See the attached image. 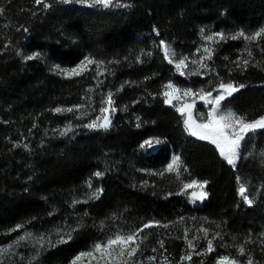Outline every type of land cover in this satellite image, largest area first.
I'll list each match as a JSON object with an SVG mask.
<instances>
[{"label": "trees", "instance_id": "trees-1", "mask_svg": "<svg viewBox=\"0 0 264 264\" xmlns=\"http://www.w3.org/2000/svg\"><path fill=\"white\" fill-rule=\"evenodd\" d=\"M123 1L128 6L116 9L64 5L60 0L0 3L5 17L0 20V244L15 236L4 233L17 224L39 231L63 221L68 230L77 229L73 239L46 249L40 260L67 264L98 240L101 226L127 224L132 230L149 221L162 226L195 218L245 241L248 253L260 259L264 161L258 152L264 151V130L248 134L235 167L213 144L185 134L181 115L161 95L164 83L173 78V68L159 45L164 40L177 52L191 53L201 28L208 26L221 31L235 26L253 34L264 28V0ZM6 22L11 26L8 32ZM17 27L18 45L12 50L7 36ZM243 47L241 39L226 41L214 58L220 59V67L234 63ZM249 51L252 56L241 59L249 60L247 67L230 66L231 80L244 87L224 104L254 120L264 115V35ZM37 52L40 58L25 59ZM86 56L107 64L104 85L113 93L117 109L111 127L41 136L47 123L62 125L67 120L53 109L78 104L85 89L82 77L66 78L53 66L72 68ZM175 82L203 84L180 77ZM18 130L25 135L36 132L26 147L14 142ZM149 138L162 143L154 151L137 153ZM171 151L181 156L191 179L208 182V199L201 206L186 203L176 173L164 171ZM96 172L103 175L96 177ZM160 172L164 174H154ZM87 179L94 189H102L98 199L78 198ZM238 179L250 192L251 206L238 195ZM77 200L87 202L73 204ZM181 238L165 234L160 240L163 248L159 242L170 264L182 256ZM183 264L202 263L191 257Z\"/></svg>", "mask_w": 264, "mask_h": 264}, {"label": "snow or ice", "instance_id": "snow-or-ice-1", "mask_svg": "<svg viewBox=\"0 0 264 264\" xmlns=\"http://www.w3.org/2000/svg\"><path fill=\"white\" fill-rule=\"evenodd\" d=\"M65 3H68L69 0H64ZM81 3L88 2V0H80ZM37 4L42 3V0H36ZM100 5L104 8H109L112 6L125 7L128 5H124L120 2V0H90L89 6ZM45 7L49 5L45 4ZM2 11V10H0ZM26 30V29H25ZM155 31V29H154ZM205 29H201V33H204ZM264 35V28L259 29L253 34H245V32H237L234 35L228 36L223 32H213L210 35L205 36V40L208 42L203 46L204 55L200 57L199 60H192V64L198 65L199 68L207 67V60H210L212 55L214 54V49L210 47V44L215 43L218 44L221 41H224L227 38L232 40H236L239 38H243L246 41H256ZM164 52V59L168 61L169 64H175V68L180 71V75H186V73L182 70L188 67L187 57L176 58V53L173 51L172 46L167 44L164 40L160 41L159 45ZM199 52L200 49H197ZM147 55H151V53H147ZM247 55L249 57L252 56V52L248 51ZM40 58V53H33L32 55H28L25 57L27 60H33ZM139 62V57H138ZM96 64L97 68L100 66V62L95 61L91 57H84V59L72 68H62L59 65L53 66V71L65 76L66 78H70L73 76H80L84 71L87 70L89 65ZM243 65L245 67L248 66L249 60L243 59L238 60L237 66ZM99 74V73H98ZM192 75H198L199 72H192ZM165 91L162 95L165 97V103L176 107V110L181 113L184 117L183 124L186 128V131L193 137L198 138L202 141H209L211 144L215 145L216 149L219 152V155L227 161L229 165L235 166L237 164V160L241 157V147L242 144L246 141L249 133H255L258 130H264V116H261L253 121L246 120L245 117L237 115L233 111H225L223 109V102L228 98L233 96L234 93L238 92L244 85H234L232 82H220L216 87L211 90L199 89L197 91H193L191 88L184 89L182 91L177 88L172 82L167 83L165 86ZM214 93H216L214 95ZM182 97H196L199 100L204 102V106L207 109L206 114L199 113L194 116L193 109L195 107V100L192 103H188L187 101L180 103ZM173 101H177L179 106L173 104ZM102 106L100 108L101 115L97 116L94 120H91L89 123L83 125L88 129H103L107 130L111 127L112 120L111 116L117 110L115 107V101L113 94L111 92L107 93L106 97L101 101ZM83 105H76L72 108L61 109L55 108L54 112L59 113L63 111L73 112L79 111L83 108ZM139 119V118H137ZM137 127H140V124H137ZM69 131H71V127H66L61 135H66ZM162 143L158 138H149L144 140L140 145V149L144 151L155 150V146ZM183 165V160L180 155H174L171 159V162L167 165L164 171L166 172H175L177 178L180 177V169ZM185 172L188 171L185 167L183 169ZM163 175L164 172L154 173ZM102 172L94 173V176L100 177L102 176ZM207 181H197L192 179L189 183H184L183 188L180 194H186L185 190L196 187L199 189V192L193 191L190 194V198L194 200L203 201L207 198L208 193L205 190ZM89 187H92L89 184ZM102 192V189H96L89 195V199H98L99 194ZM238 195L242 198L243 202L249 206L253 204V199L249 197L247 194L246 186L243 182L240 183L238 188ZM87 201H73V204L76 203H86ZM183 219V218H181ZM158 221H149L145 223L141 228L131 231V232H115L112 235L108 236L104 241L95 242L92 247L87 251H81L77 255H75L70 264H84L85 258L88 259V264H137L134 259L137 253L140 250L141 244L146 237H142L140 235L144 229L150 228L158 225ZM167 227V225H163ZM25 227L24 223L17 224L14 228L9 229L5 235H9L12 232L19 231ZM77 229L73 228L68 231L59 230L57 235L58 239L53 242L51 239L46 238L43 234L34 236L33 233L24 231L22 235L16 237L11 243L7 245L0 246V258L6 256L14 247H19L21 242L24 241H33L34 244L39 245L36 248V254L32 258L36 260L41 254L42 250H46L47 248L56 247L59 244H66L73 239V233ZM204 233V238L207 239V248L201 250L200 252H195V244L194 240H197L198 237H193L192 239H188V230L185 229V239L187 241L188 248L191 250L186 255H182L180 261L183 262L185 260H190L193 252L196 255H207L214 251L213 248V240L216 238L215 236L212 239H208V230L201 229ZM160 246L163 248V241H160ZM155 252L156 249H153ZM241 255L244 254V248L241 246L239 249ZM148 261L152 262L156 260V257H148ZM167 262V257H164L161 264H165ZM203 264V262H202ZM216 264H240V262L236 259H231L229 256H219ZM247 264H253L251 256H249Z\"/></svg>", "mask_w": 264, "mask_h": 264}, {"label": "rangeland", "instance_id": "rangeland-1", "mask_svg": "<svg viewBox=\"0 0 264 264\" xmlns=\"http://www.w3.org/2000/svg\"><path fill=\"white\" fill-rule=\"evenodd\" d=\"M43 1H46V0H43ZM60 1H62V3L64 5L76 4L78 6L87 7V8H104L100 5H95V6L90 7L89 6L90 0H88V2H85V3H81L80 0H69L68 3H65L64 0H60ZM1 2H2V0H0V3ZM120 2L124 5H128L127 1L120 0ZM114 3H115V0H114ZM0 7H2V6H0ZM109 8H111V9L115 8L116 9V8H121V7L112 6ZM0 13H1V11H0ZM4 19H5V17L4 16L1 17V15H0V20L4 21ZM5 24H6L5 32H8L7 26H10L9 22H6ZM201 29H205V32L201 33V30H200V37H199L198 44H197L196 48L191 53H180V52H177L175 49L172 48L173 51L176 53L175 59H178L181 57H187L188 58V60L186 61L188 64V67L185 69H182L186 73V75L182 76V75H180L181 70H177L175 68L174 63L171 64V66L173 68V78H171L170 80H168L167 82L164 83V85L162 87L161 95L165 91L164 86L169 82H172L177 88H179L181 90V93H180L181 95H182V91L184 89H188V88H191L193 91H197L199 89L211 90L212 88L216 87L222 81L223 82H232L234 85H237V86L240 85V84L235 83L234 80H231L230 74L232 71H231L230 66L236 65L238 60H241L242 58H244L243 56L245 54H246L245 57H247L249 47L253 43H256V41H246L243 38H239V39H241V41L244 44L242 52L239 53L240 54L239 59L236 60L234 63L233 62H229L227 64L224 63L223 67H220V59L218 58V60H215L214 56L219 51L220 45H222L226 41H229L232 39L227 38L218 44L212 43V44H210V47H212L214 49V54L212 55L210 60L206 61V63H207L206 68H199L198 65L192 64L191 61L192 60H199L200 57L202 55H204L203 46L206 43H208L205 40L206 35H210L213 32H223V33L227 34L228 36H231L237 32H240L235 26L231 27L227 31L215 30L211 26L204 27ZM13 33H15V34L7 36L8 37L7 43L10 45L12 50H14L15 47L18 45V27L15 28ZM2 38H4V36H2ZM236 40H238V39H236ZM197 49H200V51L198 52ZM159 51L161 52L162 56L164 57V52L160 46H159ZM98 62H100L99 68H97L96 64L89 65L87 70L84 71L82 75L77 76V77H82V81L85 82L84 83L85 89H84V93L82 94V96L80 98V102L76 105H83L84 107L81 108L79 111H73V112L63 111V112L56 113L53 111L54 114H57L60 116L65 115L67 117V120L62 125L51 126L49 123H47L46 126L43 128L42 133H40L41 136L44 134H47V133L48 134L61 135V132L66 127H71V131H69L66 135H73L77 132V130H80L81 128H86L83 125L89 123L91 120H94L97 116L101 115L100 108L102 106H104V105H102L101 101L106 97L107 93H109L110 90H109V88H107L104 85V71L106 69L107 64L104 62H101V61H98ZM197 71L199 72L198 75L190 74L192 72H197ZM175 77H180L187 82L188 81L193 82V81L200 80V81H202L203 84H201L197 87H192L190 85L181 86V85L176 84ZM215 94L216 93H214V95ZM162 98H163V101H165V97L163 95H162ZM193 100H195V107L193 109V115L195 116L197 114V112L206 114L207 109L204 106V102L199 100L196 97H182L180 103H183L185 101H187L188 103H192ZM224 102H223L222 106H223V109L225 111L230 110V111L235 112L232 108L225 105ZM173 104H176L177 106H179L177 101H173ZM76 105H73L70 107H63L62 106V107H58V108L67 109V108H72ZM166 105L170 106L176 110V107H173L172 105H169V104H166ZM179 114L181 115L180 112H179ZM113 115L114 114H112V116H111V120L113 118ZM237 115H239V114H237ZM181 117H182V119H184V117L182 115H181ZM248 121H253V120H248ZM91 130H94V129H91ZM184 131H185V134L190 135L186 131L185 126H184ZM34 134L33 135H30V134L25 135L23 133V131L18 130V133L16 134L18 136H16V140L14 142H15V144H18V147H20V148L26 147L28 142H31L32 138L35 137ZM19 136H21V138H19L20 140L18 139ZM207 142H209V141H207ZM158 146H159V144L155 146V149ZM139 151L148 153V152H151L154 150L144 151V150L139 148L137 153ZM258 154H259L258 156L260 158H262L264 161V151L258 152ZM174 155H178V154L171 151L170 158H169L167 165L171 162V159ZM237 162H238V160H237ZM230 166H232V165H230ZM235 166H232V167H235ZM184 168L185 167L182 165V167L180 169V177L178 179L179 183H180L179 193H181V190L183 188V184L189 183L192 180L189 172L188 171L185 172L183 170ZM241 182L242 181L240 179H238V188H239ZM89 184L92 185L91 179H87L84 182L83 186L79 189V193L77 194L78 198L89 197V195L93 191H95L96 189H101L100 187H97L95 189L93 187H89ZM246 189H247V194L250 197V192H249L247 187H246ZM193 191L199 192V189L196 187H193L191 189L185 190L186 194H180V195H181L182 199L186 203H188L189 205L201 206L205 200L199 201V200H194V199L190 198V194ZM240 199L243 202L241 197H240ZM163 225H167V227H164ZM141 227H139V228H141ZM139 228H137V229H139ZM68 229H69L68 226L63 221L54 223L53 226H51L47 229L39 230V231H32L31 229H29L25 225V227L23 229H20L19 231L14 232L15 236L8 243L0 244V246L7 245V244L11 243L13 240L16 239V237H18L19 235H22L24 233V231L31 232V233H33L34 236H38V235L43 234L46 238L51 239L53 242H55L58 239V235H57L58 231L59 230L68 231ZM137 229L131 230L129 228V226H127V224L124 226L122 225V227L117 226V225H113V226L107 225L105 227L101 226L100 234H99L100 236H99L97 241H104L107 239L108 236L112 235L113 233H115L117 231L127 233V232H131V231H135ZM185 229L188 230V239H192L193 237H198L197 240L193 241V243L196 246L195 252H200L201 250L207 248V239L204 238V233L202 231H200L201 229H207L208 230V239H212V237H214V236L216 237L213 240V248L215 246H218L217 250H214L211 253H208L207 255H196L195 252H193L192 257H194L195 259H198L200 261V263L204 262L205 264H216V261H217L219 256H225V255L229 256L226 253H231L233 255V257L232 256H229V257L231 259L238 260L240 262V264H247L249 256H251L253 264H264V242H262L260 244L261 258L255 259V257L253 255L249 254L248 251L246 250V242L245 241L240 242L236 239L228 237V236H226L220 232V229L218 226H215L214 224L212 225V224H209L206 222H202V221L197 220L195 218H191V219L179 218L174 224H170V225L169 224H162V226L156 225V226L144 229L143 232L140 233V235L142 237H146V238L143 240V243L141 244L140 250L137 253L136 257L134 258L136 260L137 264H161L163 258L165 257V254H163L162 250H160L158 245H159L161 238L165 234H172V237H176V238L181 235V237H182L181 239L183 241L182 255H186L191 250L188 248L187 241L185 239ZM241 246H243V248H244V254L243 255H241L239 252V249L241 248ZM37 247H39V245L34 244L33 241H31V240L21 242L19 247H14L6 256L0 258V264H42L40 258H41L42 252L45 250L41 251V254L39 255V257L36 260L32 259L36 254V248ZM153 249H156V251L154 252ZM153 256L156 257V260L152 261V262L148 261L147 258L153 257ZM180 258H181V256H180ZM70 261L67 264H70ZM185 261H187V260H185ZM185 261L181 262L179 259L178 261H176V263H174L172 261L171 264H183ZM84 264H88L87 258H85ZM165 264H170L168 259H167V262H165Z\"/></svg>", "mask_w": 264, "mask_h": 264}, {"label": "water", "instance_id": "water-1", "mask_svg": "<svg viewBox=\"0 0 264 264\" xmlns=\"http://www.w3.org/2000/svg\"><path fill=\"white\" fill-rule=\"evenodd\" d=\"M264 116V115H263ZM259 118V117H258ZM206 201V200H205Z\"/></svg>", "mask_w": 264, "mask_h": 264}, {"label": "bare ground", "instance_id": "bare-ground-1", "mask_svg": "<svg viewBox=\"0 0 264 264\" xmlns=\"http://www.w3.org/2000/svg\"><path fill=\"white\" fill-rule=\"evenodd\" d=\"M207 199V198H206Z\"/></svg>", "mask_w": 264, "mask_h": 264}]
</instances>
